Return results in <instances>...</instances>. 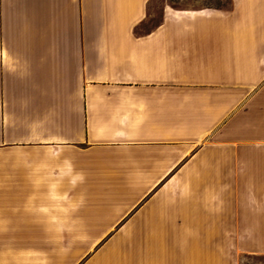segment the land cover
Returning <instances> with one entry per match:
<instances>
[{
  "label": "crops",
  "instance_id": "0c3cea01",
  "mask_svg": "<svg viewBox=\"0 0 264 264\" xmlns=\"http://www.w3.org/2000/svg\"><path fill=\"white\" fill-rule=\"evenodd\" d=\"M156 1L0 0V264L264 257V0Z\"/></svg>",
  "mask_w": 264,
  "mask_h": 264
},
{
  "label": "rangeland",
  "instance_id": "374dc122",
  "mask_svg": "<svg viewBox=\"0 0 264 264\" xmlns=\"http://www.w3.org/2000/svg\"><path fill=\"white\" fill-rule=\"evenodd\" d=\"M164 2L165 0H157L154 3L153 8H151V13L153 15L152 20L150 21V23L141 27L139 31L151 30L152 28L157 26L160 20V14ZM168 2L184 8H202L205 6L224 7L229 4L228 1L225 0H168ZM19 234L22 233H9V236L11 237L13 236V239H15V237L17 238ZM32 234L33 233H23L25 237L32 236ZM34 234H38V233H34ZM53 235H56V233H53ZM9 251L12 255L14 253V248L12 246L9 247ZM24 260H25L24 264H26L29 263L31 259H29V256H25ZM242 264H264V257L263 256H250L245 258L243 257Z\"/></svg>",
  "mask_w": 264,
  "mask_h": 264
}]
</instances>
